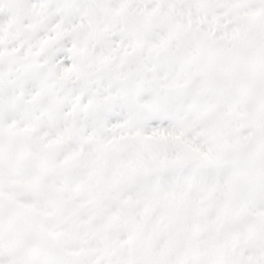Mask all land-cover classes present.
Returning <instances> with one entry per match:
<instances>
[{
    "label": "snow or ice",
    "instance_id": "obj_1",
    "mask_svg": "<svg viewBox=\"0 0 264 264\" xmlns=\"http://www.w3.org/2000/svg\"><path fill=\"white\" fill-rule=\"evenodd\" d=\"M0 264H264V0H0Z\"/></svg>",
    "mask_w": 264,
    "mask_h": 264
}]
</instances>
